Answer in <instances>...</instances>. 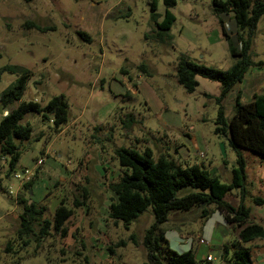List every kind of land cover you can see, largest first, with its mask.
<instances>
[{
  "label": "rangeland",
  "instance_id": "1",
  "mask_svg": "<svg viewBox=\"0 0 264 264\" xmlns=\"http://www.w3.org/2000/svg\"><path fill=\"white\" fill-rule=\"evenodd\" d=\"M164 9L162 0H155L157 19ZM170 11L175 21L168 31L170 39L162 44L144 38L152 29L151 0H0V93L28 71L23 100L33 99L43 106L51 97L63 95L69 105V121L57 131L39 114L24 115L21 122L30 125L31 136L23 142L19 161L8 177V158L0 156V264L145 262L142 241L154 221L151 206L127 229L108 215L113 200L108 184L118 179L122 169L113 153L117 147L139 152L148 147L154 159L164 154L181 165L210 167L213 163L220 180L228 182L235 153L226 138L214 134L220 84L197 77L194 91L186 92L177 83L176 67L180 55L218 70L228 69L234 58L212 13L211 0H176ZM27 21L54 30L41 32L28 27ZM250 58L254 64L222 101L227 119L237 95L248 102L253 93H264V13L252 34ZM142 62L146 71L138 68ZM3 113L0 106V119ZM38 159L42 163L30 191H20L15 173L33 168ZM222 160L228 161V171L222 168ZM84 190V203L74 206L75 199H83ZM232 192L237 195L232 190L228 198ZM19 193L44 206L42 219L50 221L49 234L38 243L31 237L22 246L17 238L22 212L16 202ZM61 200L72 209L64 224L65 236L53 228ZM245 204L254 215L253 202L247 198ZM199 214L197 207L170 212L160 231L169 249L182 253L191 248L197 264H204L207 254L213 263L221 264L222 245L236 238L234 228L218 211L206 220ZM133 234L136 243L129 239ZM9 241L12 251L5 252ZM121 241L124 245H117ZM245 246L251 248L252 264H264V240ZM162 256L167 259L166 251Z\"/></svg>",
  "mask_w": 264,
  "mask_h": 264
},
{
  "label": "trees",
  "instance_id": "2",
  "mask_svg": "<svg viewBox=\"0 0 264 264\" xmlns=\"http://www.w3.org/2000/svg\"><path fill=\"white\" fill-rule=\"evenodd\" d=\"M162 3L164 14L161 19H157L155 0H151L152 29L144 38L166 44L170 39L168 31L175 21L170 9L175 6L176 0H162ZM211 9L234 62L228 69L218 70L197 64L180 55L177 60L176 80L186 92L194 91L198 84L197 77L219 82L220 92L215 98L218 108L214 120V134L226 138L228 146L235 153L231 180L228 183L222 182L205 165H181L164 154L154 159L153 152L148 147L142 152L132 147L115 148L114 157L122 169L118 179L108 184L113 192L109 217L122 221L127 229L148 206H151L154 216L153 223L143 236L146 261L142 264H197L191 248L182 253L169 249L164 233L160 231V227L169 220L170 212L188 211L192 207L200 209L199 216L203 220L213 211H218L225 223L237 229L236 238L221 248V264H252L251 248L245 244L257 239L264 240V226L251 219L250 208L244 203L248 193L245 187L246 160L243 153L248 151L256 154L264 165V93H253L248 102L240 101L237 95L229 119L225 116L222 104L227 93L243 79L248 68L254 64L250 58L252 34L264 13V0H211ZM26 25L41 32L54 30L53 26L42 27L32 21H27ZM78 34L90 41L85 32L79 31ZM138 68L146 71V64L142 62ZM6 70L13 71L11 68ZM120 72L126 73L124 69ZM29 76L28 71L23 72L0 93V106L6 112L0 119V156L8 158L5 177L15 170L21 155V146L31 136L30 125L21 122L24 115L39 114L43 121L52 122L55 131L69 121V105L63 95L51 97L43 106L33 99H22ZM1 179L0 172V187ZM32 181L33 179L21 184L20 191H30ZM232 190L237 191V206L225 199V195ZM82 196L81 201L75 199L74 206L84 203L85 190ZM29 198H23L20 193L16 197V202L22 206L16 232L22 246L28 245L32 238L38 243L49 234L50 228V221L42 219L44 206L30 201ZM253 201L258 205L264 203V199L260 197H254ZM71 215L72 209L61 200L53 215L54 231L65 236L67 228L64 224ZM129 239L136 243L134 234ZM11 244L10 241L7 242L5 252L12 251ZM117 245H124V242ZM165 251L166 260L162 256ZM204 264L213 263L204 259Z\"/></svg>",
  "mask_w": 264,
  "mask_h": 264
},
{
  "label": "crops",
  "instance_id": "3",
  "mask_svg": "<svg viewBox=\"0 0 264 264\" xmlns=\"http://www.w3.org/2000/svg\"><path fill=\"white\" fill-rule=\"evenodd\" d=\"M4 115V113L2 114V116ZM227 143V142H226ZM228 145V144H227ZM45 153H47V155L49 154L47 150H45ZM244 157L246 160V168H245V173H246V181H245V187L247 189V193L248 196L246 197L250 199V201L253 202V205L255 207H257L256 209V213L254 215H252V209L250 208V216L251 219L253 221H255V218H259L258 222L260 224H262L264 226V210H262V206H264V203L261 205H258L256 203H254L253 198L254 197H260L264 199V192H262L263 188H264V170H262V167L264 166L259 158V156H257L254 153L248 152V151H244ZM228 161H223L222 160V168L225 169V171H228L227 168H229V164L227 163ZM213 163H211V166H206L211 172H213L214 174L218 175L217 173V168L214 167V165L212 166ZM233 165V164H232ZM231 165V166H232ZM231 168V167H230ZM26 169V168H24ZM23 170V169H22ZM37 173V172H36ZM220 177V175H218ZM228 182H230L231 180V169H230V175H226ZM226 182V183H228ZM252 187V190L250 189ZM255 188V190H254ZM30 193V192H29ZM31 194V193H30ZM256 194V195H255ZM228 194L225 195V199L227 201H229L233 206H237L239 204V199L238 196L235 193H231V197L228 198L227 196ZM17 196V194H16ZM245 199V200H246ZM245 203V202H244ZM247 205V204H246ZM222 215V214H221ZM223 217V216H222ZM225 222V221H224ZM227 224V223H226ZM227 226L232 227L231 225L227 224ZM235 231V235L237 234V229L234 228ZM224 245V244H223ZM222 245V246H223ZM259 247V246H258ZM257 254V253H256ZM208 256V254L206 255ZM210 256V255H209Z\"/></svg>",
  "mask_w": 264,
  "mask_h": 264
},
{
  "label": "built area",
  "instance_id": "4",
  "mask_svg": "<svg viewBox=\"0 0 264 264\" xmlns=\"http://www.w3.org/2000/svg\"><path fill=\"white\" fill-rule=\"evenodd\" d=\"M4 114H6V112H4ZM41 163H42V159H38L37 161H35V165L33 168H26L21 170L20 172L15 173V178L19 180L20 185L30 181L35 176ZM205 259L211 261L212 263L214 262V259L209 255L206 256Z\"/></svg>",
  "mask_w": 264,
  "mask_h": 264
}]
</instances>
